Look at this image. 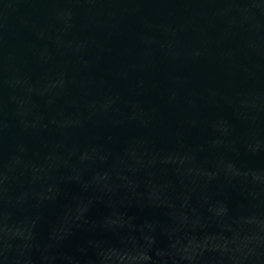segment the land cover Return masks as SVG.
Listing matches in <instances>:
<instances>
[{
	"label": "water",
	"instance_id": "water-1",
	"mask_svg": "<svg viewBox=\"0 0 264 264\" xmlns=\"http://www.w3.org/2000/svg\"><path fill=\"white\" fill-rule=\"evenodd\" d=\"M0 160L150 264H264V0H0Z\"/></svg>",
	"mask_w": 264,
	"mask_h": 264
}]
</instances>
